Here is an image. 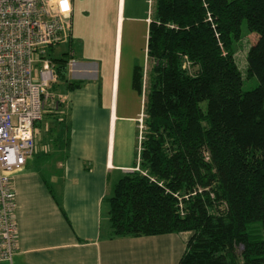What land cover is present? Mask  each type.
Segmentation results:
<instances>
[{
  "label": "trees",
  "instance_id": "1",
  "mask_svg": "<svg viewBox=\"0 0 264 264\" xmlns=\"http://www.w3.org/2000/svg\"><path fill=\"white\" fill-rule=\"evenodd\" d=\"M243 22L255 35L250 91L234 59ZM54 47L50 89L79 88ZM147 58L138 167L105 197L108 236L189 232L178 264H264V0H154ZM142 83L137 66L139 93ZM63 111L43 116L62 143Z\"/></svg>",
  "mask_w": 264,
  "mask_h": 264
},
{
  "label": "crops",
  "instance_id": "2",
  "mask_svg": "<svg viewBox=\"0 0 264 264\" xmlns=\"http://www.w3.org/2000/svg\"><path fill=\"white\" fill-rule=\"evenodd\" d=\"M139 1L130 3L127 14V0H116L112 59L107 69L95 60L73 59L75 65L68 69V76L82 82L81 86L49 90L45 114L58 117V106L64 105L61 127H67L65 141H56L53 122L42 118L36 128L38 153L12 177L18 229V251L12 264H178L185 252L189 232L108 236L105 197L122 174L137 170L139 162V119L144 114L148 27L154 0H145L146 11L137 15L134 7ZM74 3L71 18H80ZM126 23L131 29L144 24L138 51L134 33L129 31L124 37ZM72 33L67 43H72ZM100 35L97 31L96 36ZM136 54H141L142 61L133 57ZM137 66L143 73L140 93L133 85Z\"/></svg>",
  "mask_w": 264,
  "mask_h": 264
},
{
  "label": "built area",
  "instance_id": "3",
  "mask_svg": "<svg viewBox=\"0 0 264 264\" xmlns=\"http://www.w3.org/2000/svg\"><path fill=\"white\" fill-rule=\"evenodd\" d=\"M71 16L72 0H0V263L12 264L18 251L12 177L38 153L35 124L56 82L47 50L70 38Z\"/></svg>",
  "mask_w": 264,
  "mask_h": 264
},
{
  "label": "rangeland",
  "instance_id": "4",
  "mask_svg": "<svg viewBox=\"0 0 264 264\" xmlns=\"http://www.w3.org/2000/svg\"><path fill=\"white\" fill-rule=\"evenodd\" d=\"M133 1V0H132ZM131 0L126 2V13L130 11ZM145 0H140L134 7V12L141 15L142 11H146ZM78 4L80 12L79 16L75 15L71 18L72 43L63 42L54 47L53 56H59L63 53H70L68 59L76 60H95V63L101 62L104 69L111 64L113 30L116 0H75ZM73 8V4H72ZM128 23L125 24L124 37L127 32L134 33L133 43L138 51L142 45L144 35V24H135L133 29L129 28ZM100 31L101 35L96 36V32ZM254 34L247 29L245 22L241 25V38L234 45V59L237 68L242 75V90L250 91L257 86L255 78L246 77V55L249 47L254 40ZM125 42V41H124ZM126 47L124 46L123 62L125 61ZM74 53L73 58L70 56ZM137 60H141V54L133 56ZM142 61V60H141ZM149 68V66H148ZM191 68H189L190 70ZM107 222V221H106Z\"/></svg>",
  "mask_w": 264,
  "mask_h": 264
}]
</instances>
